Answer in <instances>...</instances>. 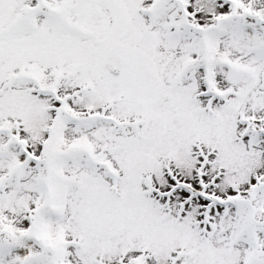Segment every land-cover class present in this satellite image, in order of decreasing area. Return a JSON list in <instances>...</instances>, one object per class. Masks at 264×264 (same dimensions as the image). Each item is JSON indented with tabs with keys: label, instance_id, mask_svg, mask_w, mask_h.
I'll return each mask as SVG.
<instances>
[{
	"label": "snow or ice",
	"instance_id": "1",
	"mask_svg": "<svg viewBox=\"0 0 264 264\" xmlns=\"http://www.w3.org/2000/svg\"><path fill=\"white\" fill-rule=\"evenodd\" d=\"M0 264H264V0H0Z\"/></svg>",
	"mask_w": 264,
	"mask_h": 264
}]
</instances>
